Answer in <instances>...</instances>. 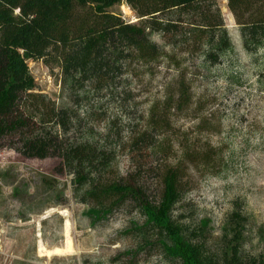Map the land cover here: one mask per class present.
<instances>
[{
  "label": "rangeland",
  "instance_id": "1",
  "mask_svg": "<svg viewBox=\"0 0 264 264\" xmlns=\"http://www.w3.org/2000/svg\"><path fill=\"white\" fill-rule=\"evenodd\" d=\"M215 1L227 37L220 49L189 26L188 10L168 12L162 18L170 26L153 32L124 0L110 7L143 28L157 53L140 57L131 49L106 91L90 82L71 86L54 55L21 51L33 91L69 114L64 131L38 124L33 134L49 131L108 158L101 170L84 168L80 182L57 151L23 153L28 130L6 134L0 264H181L166 251L169 225L156 224L145 203L202 259L264 264V37L246 47L226 2ZM80 15L97 20L88 6ZM66 237L71 251L46 256Z\"/></svg>",
  "mask_w": 264,
  "mask_h": 264
},
{
  "label": "trees",
  "instance_id": "2",
  "mask_svg": "<svg viewBox=\"0 0 264 264\" xmlns=\"http://www.w3.org/2000/svg\"><path fill=\"white\" fill-rule=\"evenodd\" d=\"M119 1L0 0V140L8 133L14 135L23 129L28 130L30 136L23 140V153L44 158L52 154L51 151H57L55 154L72 167L80 182L86 179L85 174L91 173L90 168L101 170L108 157L104 152H95V148H86L88 144L64 143L61 136L49 131L33 134L38 124H51L64 131L69 114L44 95L33 91L35 85L21 51L38 58L54 55L71 86L77 82H90L94 90L106 91L117 78V62L128 57L131 49L140 57L152 58L157 53L155 44L143 28L107 12ZM124 1L144 21V28L150 31L162 32L170 26V21L162 18L168 12L188 10L192 18L189 26L204 34L210 46L215 44L216 49H220L227 45L215 0ZM86 6L91 8L97 20L91 22L80 15ZM226 6L241 27L246 47L249 46L247 43H257L264 37V0H227ZM117 43L125 45L127 52L117 50ZM107 45L112 54L106 52ZM209 56L211 60L218 61L215 51L209 52ZM183 99H187L186 96ZM84 168H88L85 174ZM124 189L134 190L131 184L125 185ZM175 189L184 192L177 182ZM143 208L156 224L169 225L171 245L166 246L167 253L181 264H212L201 258L196 246L172 229L174 227L168 218L162 222L152 205L145 203Z\"/></svg>",
  "mask_w": 264,
  "mask_h": 264
},
{
  "label": "bare ground",
  "instance_id": "3",
  "mask_svg": "<svg viewBox=\"0 0 264 264\" xmlns=\"http://www.w3.org/2000/svg\"><path fill=\"white\" fill-rule=\"evenodd\" d=\"M68 225H69L68 221H65L66 233H67ZM71 250H72L71 241H70V239L68 237H66V243H65V245H64L63 248H54L52 250H46L45 252H46V256L47 255L49 256L51 253L54 254V255H58V254H62L65 251H68L69 252ZM39 252L42 254L44 252V249L41 247L39 249ZM41 254H39V255L41 256Z\"/></svg>",
  "mask_w": 264,
  "mask_h": 264
},
{
  "label": "built area",
  "instance_id": "4",
  "mask_svg": "<svg viewBox=\"0 0 264 264\" xmlns=\"http://www.w3.org/2000/svg\"><path fill=\"white\" fill-rule=\"evenodd\" d=\"M224 2H227V0H223Z\"/></svg>",
  "mask_w": 264,
  "mask_h": 264
}]
</instances>
